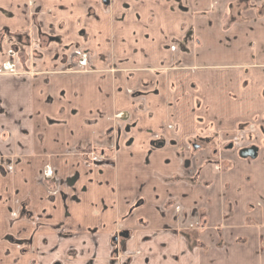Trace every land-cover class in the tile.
<instances>
[{"label": "crops", "instance_id": "0c3cea01", "mask_svg": "<svg viewBox=\"0 0 264 264\" xmlns=\"http://www.w3.org/2000/svg\"><path fill=\"white\" fill-rule=\"evenodd\" d=\"M0 35L39 51L0 72V264H264V0H0Z\"/></svg>", "mask_w": 264, "mask_h": 264}, {"label": "flooded vegetation", "instance_id": "af4514ba", "mask_svg": "<svg viewBox=\"0 0 264 264\" xmlns=\"http://www.w3.org/2000/svg\"><path fill=\"white\" fill-rule=\"evenodd\" d=\"M107 2V3H106ZM102 3L107 6L109 4V0H102ZM52 39V41L57 40V37H50ZM0 41H1V35H0ZM25 46H27L28 48H22V50H18L17 49H21V46L19 45L16 46V49H10L9 51L6 50L7 53V58L6 60L3 62V64H1L0 66V72H5V73H13V72H17L18 69L22 70V69H32L33 63L35 62V60L38 57H35V54L37 52H39L37 49V47L31 48L30 47V43H26L23 44ZM37 48V49H36ZM24 50V51H23ZM37 51V52H36ZM22 53L24 54V56L22 57ZM21 54V55H19ZM92 56L91 52L89 50L84 49V47L82 46H78L75 48L74 52L70 55V56H66L63 53L61 54V58L64 61V65L63 67L66 69H71V70H88L90 67V57ZM28 57V58H27ZM27 58V60H26ZM22 59L25 61H22ZM27 61V62H26ZM31 61L33 63H31ZM193 147L198 148L197 145H193ZM251 151V150H250ZM89 152L93 155H95L97 158L100 159V162L104 161V163H106L107 161H109L111 158H113V150L109 149V148H105V147H94L93 150H89ZM86 158L89 159L90 158L86 155ZM42 179L44 181L49 182V186L48 189H50V192L52 191H56L57 190V184H58V179L53 177L52 175V171L48 168H46L42 174ZM48 184V183H47ZM55 184V185H54ZM124 235V236H123ZM128 233L127 232H119L117 234H115L112 238L113 242H118L119 236H123V239H126L128 237ZM114 244V243H113ZM115 246V245H113ZM113 254H112V259L116 262H119L120 259L124 258V255L122 254V252H120L119 249H116L114 247L113 249Z\"/></svg>", "mask_w": 264, "mask_h": 264}, {"label": "rangeland", "instance_id": "374dc122", "mask_svg": "<svg viewBox=\"0 0 264 264\" xmlns=\"http://www.w3.org/2000/svg\"><path fill=\"white\" fill-rule=\"evenodd\" d=\"M36 49H37V48H36ZM20 50H22V48H21ZM37 50H38V49H37ZM23 51H24V50H23ZM36 52H37V51H36ZM20 55H21V54H20ZM22 56H24L23 53H22ZM38 56H39V53L37 52V53L35 54V57H38ZM234 147H235V146H232V147H231V145H230V146H226L225 149L228 150V149H230V148H234ZM202 221H203V220H202ZM201 223H202V222H201ZM196 227H197V226H196ZM198 227L201 228L202 226L199 225ZM123 236H124V235H123ZM123 236H119V239H120V240H119L118 242H113V241H112V245H113V243H114V245H115L114 247H115L116 249H119V250H120V248H122V242H123V240H124V239H123V238H124ZM120 261H122V258L120 259ZM120 261H119V262H120ZM122 262H123V261H122ZM122 262H121V263H122Z\"/></svg>", "mask_w": 264, "mask_h": 264}, {"label": "water", "instance_id": "95a60500", "mask_svg": "<svg viewBox=\"0 0 264 264\" xmlns=\"http://www.w3.org/2000/svg\"><path fill=\"white\" fill-rule=\"evenodd\" d=\"M107 3V2H106ZM252 151H250L249 149H243L241 152H240V156L241 157H246V156H255V153H251Z\"/></svg>", "mask_w": 264, "mask_h": 264}]
</instances>
